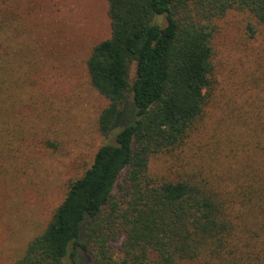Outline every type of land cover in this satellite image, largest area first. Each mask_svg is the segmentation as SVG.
I'll list each match as a JSON object with an SVG mask.
<instances>
[{
    "label": "trees",
    "instance_id": "16d2710c",
    "mask_svg": "<svg viewBox=\"0 0 264 264\" xmlns=\"http://www.w3.org/2000/svg\"><path fill=\"white\" fill-rule=\"evenodd\" d=\"M108 5L111 35L93 46L86 68L109 101L99 129L114 141L68 182L14 264H264V80L233 104L223 137L201 142L217 89V21L237 9L262 24L264 0ZM26 12L0 0V173L27 141ZM161 156L179 168L152 172Z\"/></svg>",
    "mask_w": 264,
    "mask_h": 264
},
{
    "label": "rangeland",
    "instance_id": "374dc122",
    "mask_svg": "<svg viewBox=\"0 0 264 264\" xmlns=\"http://www.w3.org/2000/svg\"><path fill=\"white\" fill-rule=\"evenodd\" d=\"M18 2L27 9L33 86L27 97V141L20 143L17 159L5 165L8 170L0 173V264H14L28 241L47 226L68 182L92 164L101 145L114 141V134L107 137L99 129V116L109 101L93 87L86 68L93 46L111 35L108 0ZM251 21L254 34L248 27ZM217 24V89L201 142L228 131L225 116L233 104L253 98L255 78L264 80V23L231 9ZM193 152L188 148L184 155L188 159ZM171 164L179 168L173 156L155 158L152 172L169 174Z\"/></svg>",
    "mask_w": 264,
    "mask_h": 264
}]
</instances>
